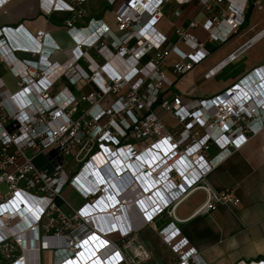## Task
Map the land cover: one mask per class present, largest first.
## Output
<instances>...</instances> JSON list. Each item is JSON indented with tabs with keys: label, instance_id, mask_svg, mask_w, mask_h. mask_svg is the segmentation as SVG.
I'll use <instances>...</instances> for the list:
<instances>
[{
	"label": "built area",
	"instance_id": "obj_1",
	"mask_svg": "<svg viewBox=\"0 0 264 264\" xmlns=\"http://www.w3.org/2000/svg\"><path fill=\"white\" fill-rule=\"evenodd\" d=\"M86 1H44L48 15H75L66 24L75 49L64 64L15 57L24 52L37 58L47 44L60 51L46 33L20 43L13 30L0 29V63L17 86L11 92L0 78V261L30 264L40 242L44 250L62 252L53 264H146L151 255L138 236L151 228L177 256L176 264H205L176 226V207L199 189L208 194L200 213L240 206L231 192L212 194L204 183L264 133V65L213 98L164 96L172 87L164 69L171 53L179 58L171 66L177 76L209 56L191 33L197 22L176 31L191 54L155 29L165 4L194 0H125L117 33L102 21L77 27L83 14L76 7ZM117 1L107 0L111 6ZM253 1L262 11L264 0H199L211 15L203 25L210 40L226 43L245 25ZM5 4L0 0V9ZM63 81L68 86L54 93ZM81 82L94 89L77 97L70 87ZM108 98L115 100L105 104ZM157 108L181 130L168 129ZM41 156L49 169L37 165ZM66 189L81 200L79 208L64 199Z\"/></svg>",
	"mask_w": 264,
	"mask_h": 264
},
{
	"label": "crops",
	"instance_id": "obj_2",
	"mask_svg": "<svg viewBox=\"0 0 264 264\" xmlns=\"http://www.w3.org/2000/svg\"><path fill=\"white\" fill-rule=\"evenodd\" d=\"M44 1L46 2V0H6V4L0 9V29L13 30L16 35L15 40L20 43H25V40L33 42L38 32L46 33L49 44L53 42L52 44L60 47V51L53 52L52 47L46 43L44 54L37 58L24 52L15 53V57L20 60L40 59L43 66H47L48 63L64 64L72 58L75 49V41L69 35L66 25L75 15L59 11L48 15L43 9ZM124 3L125 0H118L111 6L107 0H87L76 7V10L83 14L76 25L78 28H84L91 21H102L110 30L117 33L116 17ZM262 6V11H259L256 1H253L247 13V15L250 13L248 25H244L234 33L226 43L218 44L210 40L203 28L211 15L201 11L199 0L183 6L174 2L165 4L161 10L162 18L155 29L179 50L191 54L192 51L178 41L176 31L189 28L192 22H197L198 27L191 30V33L204 45V50L209 56L195 65L191 72L177 76L172 72L171 66L178 62L179 58L175 53H171L164 69L172 82V87L164 90V96H176L184 101L213 98L236 86L249 72L263 66L264 52L245 62V65L239 64L242 55L250 49L246 47L244 49L247 36L264 28V15L259 14L264 12V1ZM18 28H20L19 33L16 32ZM235 53H237L236 60L229 62L228 58ZM232 67L233 69L228 72ZM213 70H217L216 74L207 78L208 73ZM0 78L11 92H17L16 81L9 69L1 63ZM67 86L68 84L63 81L54 88L53 92ZM70 89L74 95L80 97L92 92L94 88L90 84L81 82ZM114 100L115 98H108L105 104H110ZM155 113L171 131L181 130L174 118L160 108H157ZM142 146L144 147L143 144ZM216 154L215 150L211 156ZM204 184L212 194L231 192L241 204L238 208L218 206L215 211L200 213L199 209L208 200V194L201 189L195 190L180 202L175 212L178 219L176 226L189 241L190 247L197 251L205 264L264 262V133L251 138L243 148L234 152L208 176ZM0 190L4 191V187H0ZM68 190L73 193L71 189ZM80 202L75 194L74 203L78 206ZM65 208L64 212L68 213L69 209L66 206ZM138 241L151 255L146 264L157 259L158 255L162 256L161 253L164 255L162 256L164 260H158V264H176L177 256L153 229L146 228L141 231ZM37 247L40 252L31 254L33 259L30 264H53L59 257L52 250H44L40 242ZM167 251L174 256L169 257L164 254ZM0 262L8 264L6 260Z\"/></svg>",
	"mask_w": 264,
	"mask_h": 264
},
{
	"label": "rangeland",
	"instance_id": "obj_3",
	"mask_svg": "<svg viewBox=\"0 0 264 264\" xmlns=\"http://www.w3.org/2000/svg\"><path fill=\"white\" fill-rule=\"evenodd\" d=\"M259 14L264 15V12H262V13L259 12ZM263 29H264V28H263ZM263 29L257 30L256 32H252L251 34H249V35L247 36V40H246L245 43H248L249 41H251L252 38H254V37H255L258 33H260ZM253 34H254V35H253ZM263 52H264V39H262V41H260L259 43L255 44V45H254L253 47H251L249 50H247L246 53L242 55L239 64H240V65H245V62L250 61L251 59H254V58L256 57V55L259 56V54H260V53H263ZM232 69H233V67H232V68H229V69H228V72H229L230 70H232ZM195 97H196V96H195ZM137 146H138L139 149H140V147H143L142 145H137ZM30 156H32L31 153H30ZM44 161H46V158L41 156V157H39V159L37 160L36 163H37L38 166H40V168L49 169V166H47L46 163H45ZM63 197H64V199H65L68 203H70L73 207H76V208H77V207H79L80 204H81V202H80V204L77 206V204L74 203V200H75V194H74V192H73V193L70 192L68 189H66V190L64 191V193H63ZM61 207H62L63 210L66 209L65 206H63V205H62ZM161 254H162V256L164 257L163 253H161ZM164 254H166V255L169 256V257H172V255H173V254H171V253L168 252V251H167L166 253H164ZM60 255H62L61 252H58V253H57V257L60 256ZM162 256H161V255H158V256H157V259H155L154 261H152V262H150V263H148V264H158V260H164ZM173 256H174V255H173ZM0 263L3 264V262H0ZM50 263H51V260H50Z\"/></svg>",
	"mask_w": 264,
	"mask_h": 264
},
{
	"label": "bare ground",
	"instance_id": "obj_4",
	"mask_svg": "<svg viewBox=\"0 0 264 264\" xmlns=\"http://www.w3.org/2000/svg\"><path fill=\"white\" fill-rule=\"evenodd\" d=\"M138 1H140V0H138ZM252 33V32H251ZM254 35V34H253ZM262 39H264V29L260 32V33H258L254 38H252V40L249 42V45L250 46H254L255 44H257V43H259L260 41H262ZM244 49H245V47H244ZM243 49V50H244ZM225 64V63H224ZM219 67V66H218ZM217 68V67H216ZM216 72H217V70H213V75H215L216 74ZM257 79H255V81H256Z\"/></svg>",
	"mask_w": 264,
	"mask_h": 264
},
{
	"label": "trees",
	"instance_id": "obj_5",
	"mask_svg": "<svg viewBox=\"0 0 264 264\" xmlns=\"http://www.w3.org/2000/svg\"><path fill=\"white\" fill-rule=\"evenodd\" d=\"M249 18H250V13L247 15V19H246V23H245V25H248V23H249ZM148 59V58H147Z\"/></svg>",
	"mask_w": 264,
	"mask_h": 264
},
{
	"label": "water",
	"instance_id": "obj_6",
	"mask_svg": "<svg viewBox=\"0 0 264 264\" xmlns=\"http://www.w3.org/2000/svg\"><path fill=\"white\" fill-rule=\"evenodd\" d=\"M248 45H249V44H247V45H246V46H244V47H246V48H247V47H248Z\"/></svg>",
	"mask_w": 264,
	"mask_h": 264
}]
</instances>
